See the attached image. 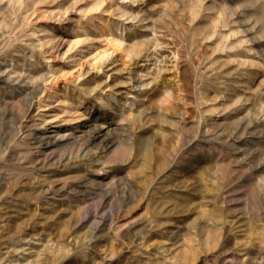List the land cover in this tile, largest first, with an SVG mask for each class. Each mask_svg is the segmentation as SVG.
I'll list each match as a JSON object with an SVG mask.
<instances>
[{
  "label": "rangeland",
  "instance_id": "374dc122",
  "mask_svg": "<svg viewBox=\"0 0 264 264\" xmlns=\"http://www.w3.org/2000/svg\"><path fill=\"white\" fill-rule=\"evenodd\" d=\"M0 69L4 264H264V0H0ZM40 139L109 167L32 170ZM135 153L150 170L125 176ZM86 196L111 198L97 236Z\"/></svg>",
  "mask_w": 264,
  "mask_h": 264
},
{
  "label": "bare ground",
  "instance_id": "6f19581e",
  "mask_svg": "<svg viewBox=\"0 0 264 264\" xmlns=\"http://www.w3.org/2000/svg\"><path fill=\"white\" fill-rule=\"evenodd\" d=\"M141 50H138L136 47H130L128 48V53H132L134 55H139ZM1 70V69H0ZM4 72V71H3ZM0 82L3 83H9V79H5L4 75L0 74ZM25 83V82H24ZM26 87V86H25ZM34 86L32 87V90L29 87H26V91L30 93L34 91ZM23 90V89H22ZM28 94V93H27ZM26 94V95H27ZM6 101V100H5ZM5 105L7 106V103L4 102ZM3 105V106H5ZM11 111V115L13 117L18 118L20 116V112L21 110L18 108H13L10 110ZM11 117V116H10ZM16 120V119H15ZM18 125V124H17ZM21 130H25L27 127L26 124H21ZM90 139V143L93 144L94 142L97 141H105L108 140V136L107 137H103L102 136V131L98 128H96L95 130L92 131L91 137ZM38 145V148L35 150L36 153L31 154L34 158L33 161L31 163L34 162V167L32 168V170L35 169H39V170H45L47 165H49L50 163H52V165H63L64 163L67 164H72V163H79V162H85L86 164H102V161H104L105 159V151H101V152H97L94 154H91L90 152H87L84 154V152H86V150H80L78 152V155L76 157H73L72 154L70 155H62L59 156L56 153V149L61 145L58 142L55 141H43V140H39L38 143H36ZM29 146V145H28ZM32 147V146H31ZM33 148V147H32ZM72 153V152H71ZM84 154V155H83ZM16 156V155H15ZM58 159V161H57ZM17 160V158H16ZM15 160V161H16ZM31 160V159H30ZM35 160V161H34ZM106 161V159H105ZM101 165V166H102ZM16 167V166H15ZM13 167V168H15ZM18 167V166H17ZM19 169V168H18ZM1 170V169H0ZM3 170V168H2ZM38 170V172H39ZM104 169H99L98 172H102ZM14 171V170H13ZM19 171V170H18ZM36 174V172H35ZM30 176V173H29ZM28 177V176H27ZM32 177V176H31ZM29 178V177H28ZM36 178V177H35ZM38 178V177H37ZM3 179V178H2ZM48 178H42V180H40L39 178L37 179V187H36V193L37 196H39V199L42 197L43 199H49L54 198L57 199L56 197H59L60 193L65 192L66 190H69V188L71 186H69L68 184L65 185H58L54 182H49L47 180ZM87 179L86 177H83V181L86 182ZM5 180V179H3ZM81 180V181H82ZM8 181V180H7ZM35 182V180H33ZM89 181V180H88ZM9 183V182H8ZM89 184V182H87ZM86 183V185H87ZM35 186V185H34ZM80 185H78L79 188ZM73 187V186H72ZM71 187V188H72ZM87 187V186H86ZM1 188V187H0ZM81 188V187H80ZM83 188V187H82ZM77 191V190H76ZM86 191V190H85ZM87 194V193H86ZM98 194V193H97ZM6 195V194H5ZM70 195L71 193L69 192L68 195L63 193L62 197L60 198L59 202L60 203H67L66 200H70ZM90 196H86L83 197L82 200H80V202L84 205L83 209L84 211V215L81 217V219L79 221H76L77 224L75 226V228L81 229L83 227L86 226H90V228L92 229V235L97 236L98 234H100L101 232H103L104 230H106L109 226H111L113 224L112 222V213L106 211L107 206L106 204L108 202L111 201V198L109 196H106L98 205L94 206L92 205V198H89ZM94 197V195H93ZM2 198V197H1ZM10 198V197H9ZM36 198V197H35ZM95 198V197H94ZM38 199V198H37ZM66 199V200H65ZM73 201V200H72ZM9 202V201H8ZM35 202V201H34ZM71 202V201H69ZM52 203V202H51ZM57 203V202H53ZM50 204V203H49ZM1 205V204H0ZM54 207V206H53ZM10 208V207H9ZM81 208V207H80ZM7 210V209H6ZM82 211V210H81ZM83 214V212H82ZM43 215V214H42ZM4 218V217H3ZM8 224V223H7ZM112 228V227H110ZM109 228V229H110ZM6 230V229H5ZM4 231V230H3ZM2 231V233H3ZM93 237V236H92ZM7 239V238H6ZM50 241V240H49ZM168 245L165 244L161 249L165 250L167 253L170 252V248L167 247ZM247 255V254H246ZM248 256V255H247ZM246 259V258H245Z\"/></svg>",
  "mask_w": 264,
  "mask_h": 264
},
{
  "label": "clouds",
  "instance_id": "9594fccd",
  "mask_svg": "<svg viewBox=\"0 0 264 264\" xmlns=\"http://www.w3.org/2000/svg\"><path fill=\"white\" fill-rule=\"evenodd\" d=\"M89 95H91V93H89ZM94 116L96 117L97 120L100 119V117L98 115H94ZM91 120H89V121H91ZM106 126H107L106 124H100L99 125L100 128H104ZM102 163H103V168L108 169V167H109L108 162L102 161ZM151 163H152V161L150 159L146 158L143 154L137 155V153H135L134 155L130 154L126 158V161H118L117 162L118 165H124L121 167L124 169L123 175H125V176H128V170L127 169L129 167V165H131L132 168H135L137 170V173H142L145 170H150ZM191 163L193 165H196L199 162L198 161H192ZM137 165H139V166L137 167ZM201 167H203V165H201L200 167H193L192 169H190L188 171V175L195 178L197 176L198 172L200 171ZM261 181H264V179H262ZM258 183H260V181ZM0 264H4V261L0 260Z\"/></svg>",
  "mask_w": 264,
  "mask_h": 264
}]
</instances>
